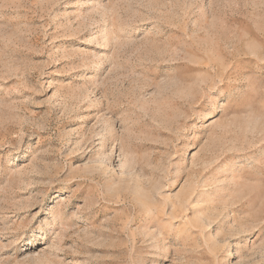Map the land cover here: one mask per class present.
Instances as JSON below:
<instances>
[{
	"label": "rangeland",
	"instance_id": "rangeland-1",
	"mask_svg": "<svg viewBox=\"0 0 264 264\" xmlns=\"http://www.w3.org/2000/svg\"><path fill=\"white\" fill-rule=\"evenodd\" d=\"M0 264H264V0H0Z\"/></svg>",
	"mask_w": 264,
	"mask_h": 264
}]
</instances>
